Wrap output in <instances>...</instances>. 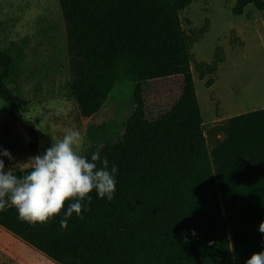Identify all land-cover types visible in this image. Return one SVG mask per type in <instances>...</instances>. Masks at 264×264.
Here are the masks:
<instances>
[{
    "label": "trees",
    "instance_id": "obj_1",
    "mask_svg": "<svg viewBox=\"0 0 264 264\" xmlns=\"http://www.w3.org/2000/svg\"><path fill=\"white\" fill-rule=\"evenodd\" d=\"M57 3L75 58L67 94L78 118L94 127L113 120L116 83L134 84L132 114L116 141L99 149L109 169L118 168L115 194L109 201L94 190L91 204L82 202L88 210L73 213L66 229L67 204L45 224L23 222L9 208L0 212V227L55 264H233L191 70L190 50L207 26L188 35L179 16L192 0ZM249 5L264 13V0H235L232 16ZM21 50L11 44L0 51V100L27 132L34 157L37 130L10 89L22 74ZM224 61L215 49L209 64L196 65L199 78Z\"/></svg>",
    "mask_w": 264,
    "mask_h": 264
},
{
    "label": "rangeland",
    "instance_id": "obj_2",
    "mask_svg": "<svg viewBox=\"0 0 264 264\" xmlns=\"http://www.w3.org/2000/svg\"><path fill=\"white\" fill-rule=\"evenodd\" d=\"M234 4L235 0H192L179 15L188 35L207 26V32L190 50L205 130L214 126L215 98L221 101L223 118L237 112V84H252L260 90L259 100L264 102V13L249 5L242 16L235 17L231 14ZM11 44L22 49L18 56L22 74L10 84V89L23 119L31 121L37 130L39 154L52 145V138H61L67 129L78 130L84 137L80 148L83 155L116 141L134 108V84L116 83L110 96L115 104L113 120L94 127L78 118L67 94V86L74 77L75 58L57 0H0V51ZM215 49L222 50L225 61L218 65L216 73L200 79L195 67L199 63L209 64ZM209 79L215 82L213 88V84L205 85ZM257 90L251 91L252 99L258 97ZM249 93L250 90H241L245 103ZM27 143V132L7 114L0 100V148L13 157L9 161L0 156L6 171L9 167L16 172L20 171L18 167L26 169L23 164L32 157ZM15 242L17 246L12 251L16 256L7 264H55L25 242Z\"/></svg>",
    "mask_w": 264,
    "mask_h": 264
},
{
    "label": "crops",
    "instance_id": "obj_3",
    "mask_svg": "<svg viewBox=\"0 0 264 264\" xmlns=\"http://www.w3.org/2000/svg\"><path fill=\"white\" fill-rule=\"evenodd\" d=\"M252 86L237 84V112L226 118L214 97V126L204 131L233 264H246L253 253L264 251V234L258 230L264 222V102ZM242 89L250 90L246 103ZM252 90L259 92L256 99ZM15 240L20 239L0 227V264L16 256Z\"/></svg>",
    "mask_w": 264,
    "mask_h": 264
},
{
    "label": "clouds",
    "instance_id": "obj_4",
    "mask_svg": "<svg viewBox=\"0 0 264 264\" xmlns=\"http://www.w3.org/2000/svg\"><path fill=\"white\" fill-rule=\"evenodd\" d=\"M52 140L43 154L30 157L23 164L26 172L17 166L22 175H17L12 167L6 171L4 160L0 159V212L15 208L21 221L45 224L60 215L67 204L60 220L61 228L66 229L73 213L80 217L82 211L88 210L82 202L90 205L94 190L101 199H113L118 168L112 164L109 169L107 157H101L99 150L90 160L84 156L80 151L84 137L78 130L67 129L61 138ZM0 156L13 159L2 148ZM258 230L264 234V222ZM246 264H264V251L253 253Z\"/></svg>",
    "mask_w": 264,
    "mask_h": 264
},
{
    "label": "bare ground",
    "instance_id": "obj_5",
    "mask_svg": "<svg viewBox=\"0 0 264 264\" xmlns=\"http://www.w3.org/2000/svg\"><path fill=\"white\" fill-rule=\"evenodd\" d=\"M198 95V94H197Z\"/></svg>",
    "mask_w": 264,
    "mask_h": 264
}]
</instances>
